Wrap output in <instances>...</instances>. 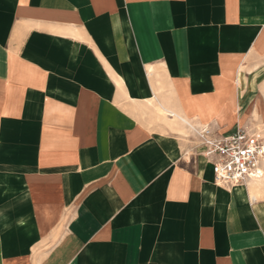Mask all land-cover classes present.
<instances>
[{
    "label": "crops",
    "instance_id": "1",
    "mask_svg": "<svg viewBox=\"0 0 264 264\" xmlns=\"http://www.w3.org/2000/svg\"><path fill=\"white\" fill-rule=\"evenodd\" d=\"M264 0H0V264H264Z\"/></svg>",
    "mask_w": 264,
    "mask_h": 264
},
{
    "label": "built area",
    "instance_id": "2",
    "mask_svg": "<svg viewBox=\"0 0 264 264\" xmlns=\"http://www.w3.org/2000/svg\"><path fill=\"white\" fill-rule=\"evenodd\" d=\"M198 153L211 166L215 184L233 186L261 175L259 163L264 160V136L261 132L235 127L214 134L207 126L195 130Z\"/></svg>",
    "mask_w": 264,
    "mask_h": 264
}]
</instances>
